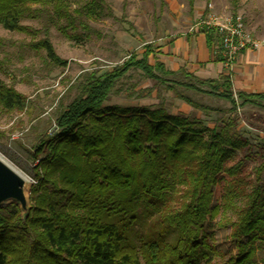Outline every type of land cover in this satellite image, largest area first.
Listing matches in <instances>:
<instances>
[{"label": "trees", "instance_id": "trees-1", "mask_svg": "<svg viewBox=\"0 0 264 264\" xmlns=\"http://www.w3.org/2000/svg\"><path fill=\"white\" fill-rule=\"evenodd\" d=\"M67 1L0 0V26L42 34L29 47L43 50L48 64L65 66L50 43L51 26L68 38L81 37L89 30L83 15L110 14L104 0L86 1L77 15L65 9ZM29 19L40 28L22 24ZM201 32L211 47L214 30ZM151 55L146 46L141 58L132 53L109 72L87 75L54 130L38 138L27 215L15 203L0 207V264H264V160L253 182L239 175L242 159L225 167L236 151L251 147L235 118L209 128L200 119L170 114L162 104L105 106L131 69L167 90L177 86L223 100L229 114L246 105L264 109V93L238 92L234 98L229 75L200 79L171 72L155 58L150 63ZM177 75L184 80L167 79ZM174 94L204 114L224 112ZM24 107L25 96L0 80V109ZM220 210L217 226L230 228L233 249L210 242Z\"/></svg>", "mask_w": 264, "mask_h": 264}, {"label": "rangeland", "instance_id": "rangeland-1", "mask_svg": "<svg viewBox=\"0 0 264 264\" xmlns=\"http://www.w3.org/2000/svg\"><path fill=\"white\" fill-rule=\"evenodd\" d=\"M86 1H67L64 7L77 15L76 10ZM104 3L110 14L101 17L83 15L89 30L80 32L81 37L68 38L54 26L49 29L50 43L58 58L66 61L65 66L48 64L43 50L35 51L29 47L31 42L40 40L42 34L27 35L0 26V80L25 96L23 110L6 113L0 109V156L28 179V205L29 189L36 184L34 174L38 164V160L33 159L32 149L39 137L54 130L57 115L76 97L78 86L87 75L109 72L132 53L141 58L146 46L154 50L161 39L191 32V28L200 27L198 23L208 12L218 16H240L248 34L264 45V0H104ZM22 24L40 28L36 19L23 20ZM149 62L153 63V60L149 58ZM167 79L184 80L180 75ZM174 88L175 92L196 104L220 108L224 112L204 114L175 97V92L167 90L165 85L146 78L135 69L117 81L105 106L162 104L168 112L176 111L200 119L209 128L232 116L236 119L238 131L251 147L236 151L228 158L225 167L242 159L239 175L253 182L255 167L264 160V150L261 149L264 109L244 106L229 114L230 105L223 100L182 87ZM227 215L231 212L228 211ZM220 217L221 210L212 221L215 226L210 242L220 250L233 249L230 228L217 226Z\"/></svg>", "mask_w": 264, "mask_h": 264}, {"label": "crops", "instance_id": "crops-1", "mask_svg": "<svg viewBox=\"0 0 264 264\" xmlns=\"http://www.w3.org/2000/svg\"><path fill=\"white\" fill-rule=\"evenodd\" d=\"M201 31L203 27H193L191 32L161 39L154 50L151 48V60L155 58L168 71L183 70L200 79H218L227 75L223 64L216 60L214 45H207ZM229 76L234 98L238 92L264 93V45L257 50L246 51ZM170 114L177 113L171 111Z\"/></svg>", "mask_w": 264, "mask_h": 264}, {"label": "built area", "instance_id": "built-area-1", "mask_svg": "<svg viewBox=\"0 0 264 264\" xmlns=\"http://www.w3.org/2000/svg\"><path fill=\"white\" fill-rule=\"evenodd\" d=\"M198 25L214 30L215 55L221 59L227 75L240 63L246 51L257 50L261 46L248 34L240 16H218L208 12Z\"/></svg>", "mask_w": 264, "mask_h": 264}, {"label": "water", "instance_id": "water-1", "mask_svg": "<svg viewBox=\"0 0 264 264\" xmlns=\"http://www.w3.org/2000/svg\"><path fill=\"white\" fill-rule=\"evenodd\" d=\"M28 184L26 177L0 158V207L15 203L25 217L29 210Z\"/></svg>", "mask_w": 264, "mask_h": 264}, {"label": "bare ground", "instance_id": "bare-ground-1", "mask_svg": "<svg viewBox=\"0 0 264 264\" xmlns=\"http://www.w3.org/2000/svg\"><path fill=\"white\" fill-rule=\"evenodd\" d=\"M0 158L2 159V157L0 156ZM3 160V159H2ZM4 161V160H3ZM6 162V161H5Z\"/></svg>", "mask_w": 264, "mask_h": 264}]
</instances>
